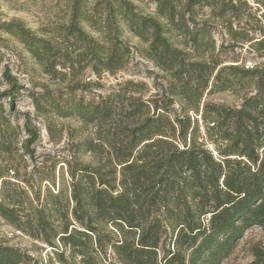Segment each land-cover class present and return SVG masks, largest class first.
<instances>
[{"label": "trees", "instance_id": "trees-1", "mask_svg": "<svg viewBox=\"0 0 264 264\" xmlns=\"http://www.w3.org/2000/svg\"><path fill=\"white\" fill-rule=\"evenodd\" d=\"M147 1L153 13L139 0H59L58 21L38 32L0 22L48 78L37 114L78 121L72 139L91 130L63 178L58 162L38 164L40 130L2 103L14 110L24 86L0 52V218L61 264H223L255 228L263 241L250 264H264V63L228 61L245 46L264 58V0L262 13L250 0ZM135 53L160 71L156 93L128 79L97 94ZM222 92L240 105L206 100ZM0 264L38 263L0 242Z\"/></svg>", "mask_w": 264, "mask_h": 264}, {"label": "rangeland", "instance_id": "rangeland-1", "mask_svg": "<svg viewBox=\"0 0 264 264\" xmlns=\"http://www.w3.org/2000/svg\"><path fill=\"white\" fill-rule=\"evenodd\" d=\"M58 2L59 0H0V22L20 21L34 32H38L44 28H51L53 23L58 21L57 16L59 13L56 8ZM249 2L250 5L253 6V12L257 9L261 10V13L263 12L256 3L257 0H250ZM137 4L146 14L153 13L155 10V5L153 3H148L147 0H139ZM214 36L217 39L218 48L225 44V40L220 35V30H215ZM0 38H2L0 41V52L3 54L2 67L8 66L12 70V73L18 78L20 84L24 86L17 98L14 110L11 109L8 99L2 102L6 114H12L11 118L17 120L16 122H19L20 125L24 123L26 115L31 117L33 124L37 126L41 134L40 140L34 147L36 161H38L40 165L47 164V169L50 168L53 163L58 162L59 164L57 165L56 172L63 178V167L61 166L64 165L66 160L70 159L72 155L70 152L72 150V145L83 140L86 136H89L91 130L72 139V132L82 127L78 121H60L53 117L48 121L37 114L33 95L37 96V94L43 91L42 86L49 84L48 78L41 74L39 67L34 64L22 45L4 34H0ZM129 42L132 47L138 45V40L136 39L131 38ZM227 45L228 42H226V46ZM246 49L247 47L245 46L244 49L238 48L235 51L228 50V61L233 60L231 58H237L235 60L243 61L247 65L264 63V58H258L254 54L246 53ZM149 71H152L153 75H149ZM156 74H160V71L156 69L152 63L145 61L138 53H135L132 56L131 64L126 72L115 76L105 75L103 77L102 81L104 88L98 91L97 94L105 95L116 88L117 84L120 82L134 79L137 82L144 81L147 83L148 88L145 96L149 97L155 94L157 90L155 81ZM4 89L5 87H0L1 91ZM79 95L82 96L84 93H79ZM206 100L231 106L240 105L241 103L238 96L231 92L216 93L207 96ZM49 122L52 124V127H54V137L50 135L47 130V124ZM34 166L35 161L32 162L31 160H27V168L22 169V174L27 172L28 175L33 176ZM65 171L66 169H64V172ZM12 175L13 173L10 174V177H12ZM65 177L67 178V175H65ZM262 241L263 235L260 229L255 228L250 230L246 233L236 252L223 264H250L253 261V257L250 253L251 246ZM0 242L29 253L38 264H61L58 262L55 253L50 251L47 246L16 231L7 225L1 218ZM67 264H73L72 259L69 258Z\"/></svg>", "mask_w": 264, "mask_h": 264}]
</instances>
